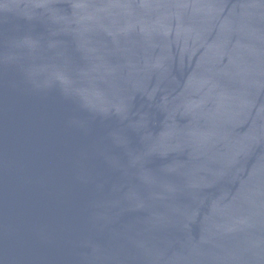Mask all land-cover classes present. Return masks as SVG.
I'll return each mask as SVG.
<instances>
[{
	"label": "water",
	"instance_id": "95a60500",
	"mask_svg": "<svg viewBox=\"0 0 264 264\" xmlns=\"http://www.w3.org/2000/svg\"><path fill=\"white\" fill-rule=\"evenodd\" d=\"M0 264H264V0H0Z\"/></svg>",
	"mask_w": 264,
	"mask_h": 264
}]
</instances>
